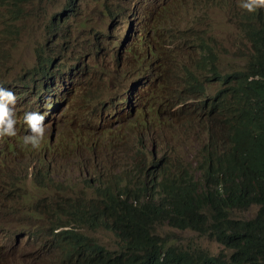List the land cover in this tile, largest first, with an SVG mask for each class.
<instances>
[{
    "label": "rangeland",
    "instance_id": "374dc122",
    "mask_svg": "<svg viewBox=\"0 0 264 264\" xmlns=\"http://www.w3.org/2000/svg\"><path fill=\"white\" fill-rule=\"evenodd\" d=\"M71 1L18 0L15 3V0H0V87L11 90L21 88L26 82L35 85L23 96L20 92L15 94L18 115L23 116L30 109L42 114L50 109L45 107L46 93L39 100L33 94L39 84L33 79L41 76L42 84L46 77H51L50 70H45L47 61H54L51 75H57V68L62 65L63 78L69 75L74 78L79 70L77 81L70 86L80 85L79 92L72 93L70 103L67 100L61 103L55 117L47 119L45 116L44 136L38 147L23 143L29 131L26 128L17 139L0 145V208L18 207L30 214L27 194H40V203L54 200L66 203L78 196L89 199L83 171L91 170L99 160L105 164L99 163L100 172L116 164L120 173H130V160L144 143L132 132L126 134L125 125L112 123L107 101L111 104L115 99L122 104L129 82L143 76L140 82L149 84L156 78L147 88L148 102L156 103L155 108L160 106L161 115H168L164 109L171 112L176 102L172 90L178 75L173 72V63L178 60L187 64L197 59L192 47L194 36L215 38L222 54L221 65L227 68L248 64L252 52L256 51L249 37L251 24H245L241 17L248 11L240 7V0H77V5ZM112 14L117 18H108ZM140 24L145 28L141 40ZM133 44V50L127 52ZM41 58L45 61L38 64ZM149 58L153 59L151 63ZM150 64L155 68L151 69ZM199 73L206 80L214 77L208 69ZM179 75L183 77V73ZM54 82L53 77L47 81L48 84ZM215 89V85H210L205 92L213 93ZM129 93L136 98L134 91ZM21 97L26 101L20 102ZM142 103H146V111L151 107L147 102ZM68 104L72 111L67 109ZM125 109L138 111L134 104ZM194 119L188 117L187 121L194 122ZM196 122L200 125L195 132L175 145L184 156L185 165L192 169L197 154L209 141L210 126L205 115H197ZM126 123L130 125L129 119ZM99 133L106 138L97 144L95 155L91 145ZM166 140L172 144L169 138ZM147 146L151 149L148 143ZM32 170L36 175H29L27 179L25 174ZM49 176L55 182L53 186L49 181L36 184ZM106 181L104 178L100 187H105ZM254 212L255 207H251L234 216L247 218ZM52 220L49 214L43 220L34 219L42 235L29 239L17 237L8 244L4 228L14 218L0 214V264H66L65 261L68 264L69 258L62 260L58 251L50 248L55 237L48 228L53 223L63 225L71 218L61 215L56 222H50ZM73 227L107 250L121 245L107 231H90L79 224ZM23 228L28 231L24 225ZM163 231L171 230L163 227ZM157 232L162 234V231ZM173 233L180 243L191 246L194 243L214 254L222 250L210 236L192 231L173 230Z\"/></svg>",
    "mask_w": 264,
    "mask_h": 264
},
{
    "label": "trees",
    "instance_id": "16d2710c",
    "mask_svg": "<svg viewBox=\"0 0 264 264\" xmlns=\"http://www.w3.org/2000/svg\"><path fill=\"white\" fill-rule=\"evenodd\" d=\"M249 37L256 51L237 69L221 65L215 38L202 34L192 38L197 59L173 63L178 79L172 97L174 106H181L182 123L190 125L185 118L196 120L204 114L210 126L209 141L197 154L195 169L184 161L169 168L163 159L153 168L158 159H149L140 147L136 153L140 163L132 178L127 177L131 172L125 173L127 178L116 182L113 168L101 172L99 181L106 178L107 188L97 187L95 197L85 201L89 206L74 220L90 231L113 234L121 245L107 250L90 236L61 232L72 253L68 264H264V20ZM133 48L134 44L127 52ZM206 69L214 75L211 80L199 73ZM210 85L216 89L206 93ZM197 125L189 128L196 130ZM251 207L255 212L250 217H233ZM173 230L210 236L222 250L214 254L194 243H180Z\"/></svg>",
    "mask_w": 264,
    "mask_h": 264
},
{
    "label": "clouds",
    "instance_id": "9594fccd",
    "mask_svg": "<svg viewBox=\"0 0 264 264\" xmlns=\"http://www.w3.org/2000/svg\"><path fill=\"white\" fill-rule=\"evenodd\" d=\"M240 7L243 9H246L247 11L250 12V14L252 16V22H251L252 30H254L256 27H258L259 24L262 23V20H264L263 19L264 18V12H262V13L256 12L257 10L264 8V0H240ZM68 20H70V18H68ZM140 25H141V29H142V36L139 40H141L143 38V35L145 33V28L143 27V24H140ZM44 61L45 60H43L41 58L39 60L38 64H41ZM53 62L54 61H52V62L47 61L46 65H45V70H50L49 75L51 77H48V78L46 77V79L43 81L42 84L40 83L43 80L41 78V76H37L35 79H33V82L38 81V83H39L38 86H36V89L33 92V94L37 95L38 100H39L42 98L44 93H46L45 98L47 100H46L45 107H50V109L53 106L54 93H55V90L57 87V76L63 78V74L61 73V69H62L63 65L60 68H57V71L59 72L57 75H55V74L51 75L52 65L54 64ZM243 66L244 65L238 66L236 68H229V69H237V68H240ZM52 77L55 80L54 84L53 83L48 84L47 81H49ZM68 77H70V75ZM155 80H156V78L154 80L152 79L149 84L147 83V81L144 82L146 89L148 88V86L150 84L154 83ZM26 83L28 84V91H29V88L35 86V85L31 86V84L29 82H26ZM55 83H56V85H55ZM70 87H71L72 93H75V94L77 92H79V90H80V85H78L77 83L71 84ZM43 88H44V90H43ZM134 92H135L136 97H140V93L138 91L135 90ZM128 94H130L129 91H127L124 94V96H128ZM70 99H71V96L69 98H67V103H70ZM22 101H26V100H24V97H21L20 102H22ZM15 103H16L15 94L10 89L0 87V136H3V137H1L0 145H2L4 142L5 143L8 142L9 140L17 139L20 136V133L22 131H25V128H26V130L28 129L29 131H28V133L25 134L24 139H23V143L25 145H30L31 147L36 148L39 146L41 140L43 139L44 127H45V124H44L45 115L50 109L46 110L43 114L40 112H37V111H32L30 109V110L26 111L24 113V115L22 116V115H18L17 104L15 105ZM122 104L125 105L124 100H122ZM188 104H190V102H188ZM11 105H14V106L10 107ZM145 106H146V103L143 104L142 102L138 105V111L137 112L147 113V114L136 125L137 137H138V139L141 140V143H144V144H142L141 147L144 148V150L147 152L149 159H151L152 156H154V158L158 159L155 150L152 148L151 149L148 148L147 141L142 136V133H143L142 125H147V124H145V123H147V121H152V124H154L156 122V116L161 115L159 113L160 106L158 108L151 106V107H149V109L147 111L145 110ZM67 107H69V104ZM174 107L176 110L174 109L171 112H169L168 114L177 113L181 109L180 108L181 106L176 105ZM192 117H195V116H192ZM185 120L187 121V118H185ZM174 122L175 123L170 121L168 130L170 132V135L172 137H174L175 139H178L180 142L183 140H186L187 138H189L192 135L193 132H195V130L189 128V126L191 124L195 123L196 121L187 122L190 125L182 123L180 121V119L176 120ZM153 134H154V137H156V138L158 137L160 141H163L166 144H168L166 139H164L163 129H162L161 125H157L156 129L153 131ZM93 144L91 145V149H92ZM8 146L10 147L11 144H8ZM2 148L4 149V146ZM177 153H180V152L177 151L175 155H177ZM135 155L138 157L137 154H135ZM162 159L167 160V164H168V157L167 156H162ZM138 160L140 161L139 157H138ZM183 161H182V163H183ZM102 162H103V160H99L98 165H99V163H102ZM102 164L105 166L104 162ZM108 167L110 169L113 168L111 165ZM195 167H196V161H195ZM110 169H107V172H109ZM83 172H85V177H84V181L86 183V186H85L86 189L85 190L89 192L86 195L88 197H90L89 199H93L96 195V188L97 187L101 188L100 185L103 184V181L100 182L99 178H100L101 172H104V171L100 172V171H98V168H95V169L92 168L89 171L84 170ZM88 173H90V176L88 175ZM113 173H114V168H113ZM29 175L35 176L36 172L34 170H32V172L30 171L27 174H25L27 179H29ZM48 178L49 179H45V180L41 179L36 184L41 185L45 181H49V185L53 186V184L55 183L54 180L50 176ZM106 185H107V181H106ZM33 196H35L36 198L32 199L31 197H33ZM84 198L85 197L78 196V197L71 199L70 202H66V203H63L60 200H57V201L54 200L52 202L45 201V202L40 203V201L42 200V197L40 196V194H27L26 199H27L28 205L30 207V214H26L22 208H18V207L0 208V214H8L12 218H14V221L11 222L8 227L4 228L5 233H6V236H5L6 243H8V244L12 243L13 240H15V238H17V237H26V239H29V238H35L37 236L42 235V229L39 227L38 224H35L33 222L34 219L43 220V218L49 214L52 217V219H54L50 222H56L57 220H59V217L61 215H64L66 217L71 218V220L64 223L63 225L53 223L48 228V230L52 233L53 237H55L50 244V248L58 251L57 255L62 260L65 258L70 259L72 257L71 249L68 247V245L64 241H62L60 233L64 232V231H75V232L80 233L83 236H86L82 231H78L74 227L72 228V226L79 224V226L84 227V229L90 230V229H88L89 227L82 225L77 220H74V216L76 214L84 212L85 209L89 206V204L85 203V201L87 199H84ZM233 217H235V216H233ZM235 218L240 219L242 217H240V218L235 217ZM21 222H25V223L22 224ZM23 225H24V227H26L28 229V231H23V229H24ZM64 263L67 264L66 261Z\"/></svg>",
    "mask_w": 264,
    "mask_h": 264
},
{
    "label": "bare ground",
    "instance_id": "6f19581e",
    "mask_svg": "<svg viewBox=\"0 0 264 264\" xmlns=\"http://www.w3.org/2000/svg\"><path fill=\"white\" fill-rule=\"evenodd\" d=\"M71 3H75V5L78 4L77 0H72ZM256 12L262 13V12H264V9L257 10ZM241 17L244 20L245 24H251L252 16H251L249 11L247 13L243 14ZM150 68L152 69L151 66H150ZM78 75H79V70H77L75 72L74 78H72L71 76L65 77V78L57 76V87H56V90L54 93L53 106L45 115L47 117V119H52L53 117H55L57 111L60 110L59 106L61 105V102L63 103L65 100H67V98H69L72 95L70 83L77 81ZM147 76H150V73H147ZM142 77L137 78V79H135V80H133L127 84L126 92L136 90L140 93V97H136L135 99H133L132 94H128V96H124L123 100L125 102V107H128L130 104H134V107L136 110V108L138 107V105L142 101L149 103L153 107H156V103L148 102L147 89H146L144 83L140 82V79H142ZM11 91L14 94L20 92V96L25 95L28 92V84L24 83L21 88H13V89H11ZM108 101H107L108 115H109V117H110L109 119L112 121V123L118 122L119 125H121V126L125 125L126 126L125 130H124L125 133L128 134V133L132 132L136 136L137 135L136 125L143 119V117L146 116L147 113H141V112H136V111L131 112L130 110L125 109V107H123L122 104L118 103L115 99L111 104H108ZM17 103H18V97H17V101H16L15 105ZM12 106H14V105H11L10 107H12ZM67 109L69 111H72V109L70 107H68ZM181 113H183V112H181ZM118 115H119V117L116 118ZM180 117H182V114H179L178 112L168 114V116L166 114L158 115V116H156V122L154 124H152V121H147V123H145L147 125H142V129H143L142 136H143V138L146 139L147 143L149 144V147L154 149L156 152V155L159 156L157 165L153 166V168H158V164L160 163V161L162 159L161 156L163 154L168 157V167L169 168L181 163L184 160V156L181 153H179V155H175L177 152V148L175 147V145L180 141L178 139H175L174 137H172L170 135L169 130H168L170 121L175 123L174 121L181 119ZM126 119H129L130 125H126L127 124ZM192 121H196V120L194 119ZM186 122H188V121H186ZM157 125H161V127L163 129L164 139L169 138L170 143H172V144H166L165 142L160 141L159 138L154 137L153 131L156 129ZM1 137H3V136H0V141H1ZM105 138H106V136L101 134V133L97 134L94 137V144L92 146V152H95L96 155L98 153V150L96 148L97 144L103 143V139H105ZM130 163H131L130 164L131 173L127 174V177L131 176V178H132V176L136 173V167L139 164L138 157L135 155L134 158H132L130 160ZM115 165L116 164H113V166H112L114 168V174H115V176H117L116 178H114V181L119 182L121 180L126 179L127 177L125 176L126 175L125 172H122V174L118 175L119 171L116 170ZM122 167H124V165ZM95 168H98V163H96L94 165L93 169H95ZM157 175L158 174L155 173L153 177H156ZM143 183H144V180L142 179L140 184H143ZM152 184H155V183H152ZM105 188H107V187H105ZM149 188H153V186L149 185Z\"/></svg>",
    "mask_w": 264,
    "mask_h": 264
}]
</instances>
